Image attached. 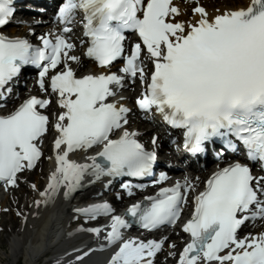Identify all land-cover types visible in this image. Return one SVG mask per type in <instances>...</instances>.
I'll return each mask as SVG.
<instances>
[{
	"label": "snow or ice",
	"instance_id": "1",
	"mask_svg": "<svg viewBox=\"0 0 264 264\" xmlns=\"http://www.w3.org/2000/svg\"><path fill=\"white\" fill-rule=\"evenodd\" d=\"M15 12V0H0V28ZM28 28L0 33V188L22 225L54 210L76 222L68 237L91 238L57 264L106 251L105 264H157L165 246L161 264H264V230L244 231L264 223V0L211 10L205 0H61L46 32ZM33 70L36 92L22 96ZM133 116L179 132L190 157L211 149L216 167L168 185V172H155L160 137L146 147ZM45 160L44 184L30 180ZM103 177L105 189L117 181L120 202L145 178L156 190L119 214L108 200L72 205ZM133 228L170 230L181 244Z\"/></svg>",
	"mask_w": 264,
	"mask_h": 264
},
{
	"label": "bare ground",
	"instance_id": "2",
	"mask_svg": "<svg viewBox=\"0 0 264 264\" xmlns=\"http://www.w3.org/2000/svg\"><path fill=\"white\" fill-rule=\"evenodd\" d=\"M205 2L207 3V5L209 6V9L211 10L212 5L215 3V0H205ZM236 3H241V4H246L248 2V0H235ZM42 20V17H39V15L37 16H31L29 18L26 19V24L27 26H24L22 29H19V31L21 33L19 34H23V35H27L29 28L28 25L31 26H37L36 22ZM78 26V25H77ZM51 27V21L49 23V25L46 27L44 25H40L38 27H36V32L37 34H40L42 32H46L48 30V28ZM8 30V29H6ZM5 30V31H6ZM16 31H18L17 28L12 27L10 28V32L11 35L16 34ZM15 36V35H14ZM32 39H35L34 37ZM33 91H36V87H33ZM129 96H134L135 93H128ZM140 119V118H139ZM131 121H133L132 123H130V126L132 128H135L137 130H139L142 126L145 125V120L140 119L139 121L136 118H132ZM152 133L151 132H142L140 135V138L144 139V140H149L150 135ZM162 144H165V141L160 140ZM164 145L160 147V151H164L163 150ZM175 148L171 149L172 153H169L167 160H169L171 163H173L174 165L177 163L176 159H178V156L174 154ZM47 152V150H46ZM51 162L47 161L46 166L43 168V172H41V174H44L45 176L48 173L49 167H50ZM216 167V164H214V166H207L206 168H201V167H196L193 166L188 173H185L184 171H180L178 169H174L173 174L170 176L169 181L167 182L168 185H171L172 183H174L177 179H182L183 176L185 174L190 175V176H200L201 180L207 178L211 171ZM210 168V169H209ZM208 169V170H207ZM35 173H33L29 179L30 180H39L40 184H44L45 180H41L37 175H34ZM158 175V174H157ZM41 176V175H40ZM104 188V185L99 181H95L93 182L91 185L89 184H85V187L82 191L78 192L75 196V199L72 200V204H80L82 202H85L89 199L90 196L95 195V194H99L100 191H102ZM15 195H19V194H15ZM1 197V195H0ZM13 194L12 193H8L5 192L3 194V199L1 202V206H0V234L2 232H4V224L6 222V235H10V236H15L16 241L21 242L24 239L28 238V240L26 241V246L24 247H19L16 245H12L10 246V250H11V254H6L4 253L3 255H0V264H3L4 262L6 264H15V262L11 261V257L14 256V258H16L17 260L20 259V257L22 256L24 259L23 264H57V260L58 257H52L49 258L48 255H54L57 253V251L59 249L65 248V249H69L71 248L73 245L75 246H79V244H75L76 242L79 241V239L81 238L82 235H76L77 237L71 241H69V239L71 237H68L67 239L64 240V242H62V240H58L56 241V238L59 235H62V230L63 228H65V226L67 225V223L71 222L70 221V214L68 215H57L56 212L54 210L52 211H48L45 212L43 217L40 220H34L31 217L29 218V222L27 226H24L21 224V222L19 223L17 221V216L15 214V212H13V218L10 219L9 221H5L3 218V213L2 209L5 207H8V204L12 207L17 208L18 205L13 203ZM131 202L129 201L128 198H125V200L123 202L120 203H115L117 209H119L121 206H123L125 203L124 202ZM21 204H23L24 202V198H21ZM127 206V205H126ZM30 227L33 228L32 231H29L31 229H29ZM264 230V223L262 222H257L255 225H251L248 226L245 231H254V232H258ZM172 239L177 241V244L180 245V240L179 237H176L174 235H172ZM17 242V243H18ZM90 242V239H88L85 244H88ZM21 244V243H19ZM167 253V246H165V251L161 254L158 255L157 257V264H161V262L164 260V257ZM47 258L46 260L43 258ZM41 260H45L44 262H41ZM167 264H174V261L169 258Z\"/></svg>",
	"mask_w": 264,
	"mask_h": 264
},
{
	"label": "rangeland",
	"instance_id": "3",
	"mask_svg": "<svg viewBox=\"0 0 264 264\" xmlns=\"http://www.w3.org/2000/svg\"><path fill=\"white\" fill-rule=\"evenodd\" d=\"M221 2V0H215V3L214 4H219ZM10 32V30H8L7 31V33H9ZM45 163H47L46 161H44ZM46 166V165H45ZM44 166V167H45ZM42 167V166H41ZM43 167V168H44ZM39 169H38V172L37 173H39ZM37 173L35 172V174L34 175H37ZM38 176H40V175H38ZM42 176V175H41ZM40 176V177H41ZM18 194V193H17ZM11 198H13V197H11ZM6 208V207H5ZM14 209V208H13ZM15 212H16V210H14ZM14 214V213H13ZM4 216H5V214L3 213V218L2 219H4L5 221H7V220H10V219H12L13 218V215H11V214H7L6 216H5V218H4ZM12 217V218H11ZM18 218L19 217H17V221H18ZM18 222H21L20 221V219H19V221ZM5 226H6V222H5V224H4V232H2L1 234H0V255H3L4 253H6V254H11V250H10V246H11V244L12 245H15V243H16V245L19 247V245H20V247L19 248H21V247H24V246H26V241L28 240V238H26V239H24L23 241H21V242H18V241H16V238H15V236H10V235H6L7 234V232H6V229H5ZM33 229H31V231H32ZM30 231V230H29ZM18 242V243H17ZM19 243H21V244H19ZM48 257H49V255H48ZM164 257V256H163ZM43 259H47L46 257L45 258H43ZM45 260H41V262H44ZM11 261L12 262H15V264H23V262H24V259H23V257L21 256L20 257V259H16V258H14V256L13 257H11ZM3 264H6L5 262L3 263Z\"/></svg>",
	"mask_w": 264,
	"mask_h": 264
}]
</instances>
